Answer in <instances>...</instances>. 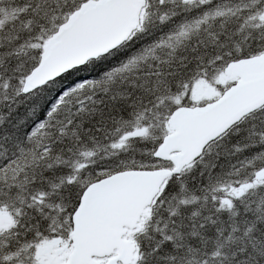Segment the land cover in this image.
<instances>
[{
	"label": "snow or ice",
	"instance_id": "1",
	"mask_svg": "<svg viewBox=\"0 0 264 264\" xmlns=\"http://www.w3.org/2000/svg\"><path fill=\"white\" fill-rule=\"evenodd\" d=\"M0 264H264V0H0Z\"/></svg>",
	"mask_w": 264,
	"mask_h": 264
}]
</instances>
